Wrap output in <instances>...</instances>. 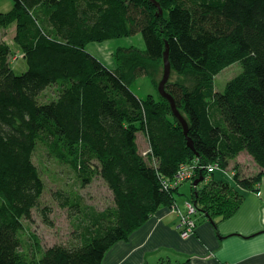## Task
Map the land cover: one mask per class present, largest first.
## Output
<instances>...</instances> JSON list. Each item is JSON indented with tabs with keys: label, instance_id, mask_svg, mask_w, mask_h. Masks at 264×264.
Returning <instances> with one entry per match:
<instances>
[{
	"label": "trees",
	"instance_id": "trees-1",
	"mask_svg": "<svg viewBox=\"0 0 264 264\" xmlns=\"http://www.w3.org/2000/svg\"><path fill=\"white\" fill-rule=\"evenodd\" d=\"M156 1L162 13L150 0H13V8L0 13V30L15 24V43L28 67L17 73L11 48L0 42V264H104L109 250L159 209L177 207L186 183L197 214L213 224L232 217L247 194L259 190L264 0ZM138 34L145 49L119 48L112 69L88 50L91 43ZM167 44L172 75L200 77L194 86L172 77L167 85L188 121V135L154 79L152 69L163 63ZM237 63L242 72L216 91V77ZM143 76L151 79L157 98L142 99L133 91ZM51 88L56 98L41 102ZM140 134L149 144L147 155L140 152ZM39 146L75 182L65 180L53 193L68 210L74 236L47 249L32 236L28 253L25 222L33 212L54 225L34 163ZM243 152L260 169L256 175L242 177L235 165L234 182L217 176L219 170L229 173ZM183 165L194 166L195 177L178 182ZM209 166L218 170L209 173ZM97 179L113 194L112 206L100 211L76 189Z\"/></svg>",
	"mask_w": 264,
	"mask_h": 264
},
{
	"label": "crops",
	"instance_id": "crops-1",
	"mask_svg": "<svg viewBox=\"0 0 264 264\" xmlns=\"http://www.w3.org/2000/svg\"><path fill=\"white\" fill-rule=\"evenodd\" d=\"M245 153L252 158L243 152L231 164ZM183 210L180 202L159 209L128 240L115 244L104 264H264V180L232 217L217 218V224L199 219L188 239L178 230Z\"/></svg>",
	"mask_w": 264,
	"mask_h": 264
},
{
	"label": "rangeland",
	"instance_id": "rangeland-1",
	"mask_svg": "<svg viewBox=\"0 0 264 264\" xmlns=\"http://www.w3.org/2000/svg\"><path fill=\"white\" fill-rule=\"evenodd\" d=\"M13 5V0H0V13L10 11L13 8ZM15 33V24L11 25L6 30L1 29L0 42L6 43L11 48L13 54L10 59L12 66L17 73L21 74L25 72L28 67L20 48L15 43ZM132 46L142 50L145 49V43L142 35L138 34L104 43H91L88 45V50L107 67L112 69L116 67L115 54L119 48H129ZM152 70L154 79L156 80L158 86L163 76L164 64L162 63ZM241 72L242 66L239 63L223 70L215 79L216 91L223 92L226 85ZM198 79H200L199 76L191 74L181 76L173 73L172 75V80L184 82L189 86H194ZM132 87L135 94L142 99L148 97L149 95H154L156 98L158 97L157 90L154 88V85L149 77L143 76L139 78ZM55 98V91L51 88L43 93L41 102L46 103L54 100ZM138 142L140 152L147 155L149 152V144L142 134H140ZM240 160L241 162L237 161L236 163H232L230 168H233L235 165L241 166L240 170L242 177H251L259 172L260 169L257 167L253 158L248 157L246 153L241 155ZM34 163L38 167L46 186L42 203L53 208V213L50 219L53 221L54 225L49 226L45 224L41 215L37 211L33 212L32 220L25 222L26 233L23 241L24 250L28 253L32 250V242L30 241L32 236H35L38 239L43 249H47L56 244H67L73 240L74 236V227L72 220L69 217L68 210L60 208L58 202L55 201L53 197V193L56 190L67 185V182L64 184L65 180H67L69 184L75 185L73 178L67 175V171L64 167L48 156L47 151L43 146L38 147V150L34 155ZM228 171L229 173H223L222 170H219L217 171V176L220 177L221 175H224L228 181L234 182L233 179H231L233 177L231 176L232 170ZM76 189L84 195L86 202L89 205L96 207L99 211L104 210L106 207L112 206L113 204V194L101 179L95 180L92 185L86 187L85 189H80L78 187ZM181 189L180 194H182V196H177V199L178 202L183 205L185 202H190L191 200V184L186 183ZM195 218L197 220L202 219L198 214Z\"/></svg>",
	"mask_w": 264,
	"mask_h": 264
},
{
	"label": "built area",
	"instance_id": "built-area-1",
	"mask_svg": "<svg viewBox=\"0 0 264 264\" xmlns=\"http://www.w3.org/2000/svg\"><path fill=\"white\" fill-rule=\"evenodd\" d=\"M218 170L217 166H209L208 172L214 173ZM195 177V168L191 165H183L180 168V171L177 175L178 182H185L188 180H192ZM177 184V182H175ZM197 215V210L193 202H186L184 206V210L180 211V220L178 223V230L183 239H188L192 236L197 229L198 221L195 218Z\"/></svg>",
	"mask_w": 264,
	"mask_h": 264
},
{
	"label": "water",
	"instance_id": "water-1",
	"mask_svg": "<svg viewBox=\"0 0 264 264\" xmlns=\"http://www.w3.org/2000/svg\"><path fill=\"white\" fill-rule=\"evenodd\" d=\"M160 11V13L163 12L160 4L156 0H150ZM163 64H164V71L161 81L158 85V93L159 95L169 102L171 111L173 113V116L176 118V120L179 122V124L182 126L185 135H188L189 132V125L187 119L184 117V115L179 111L175 99L173 96L168 92L167 85L169 84L171 77H172V65L170 62V56H169V46L167 44L166 50L163 55ZM188 145L190 148L194 149L193 143L191 139H188ZM202 179H198L195 181V186H197Z\"/></svg>",
	"mask_w": 264,
	"mask_h": 264
}]
</instances>
